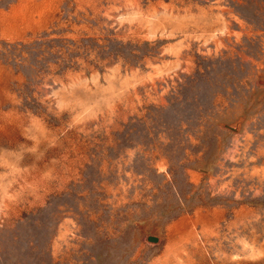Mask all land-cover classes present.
Wrapping results in <instances>:
<instances>
[{
    "label": "rangeland",
    "instance_id": "374dc122",
    "mask_svg": "<svg viewBox=\"0 0 264 264\" xmlns=\"http://www.w3.org/2000/svg\"><path fill=\"white\" fill-rule=\"evenodd\" d=\"M0 264H264V0H0Z\"/></svg>",
    "mask_w": 264,
    "mask_h": 264
},
{
    "label": "water",
    "instance_id": "95a60500",
    "mask_svg": "<svg viewBox=\"0 0 264 264\" xmlns=\"http://www.w3.org/2000/svg\"><path fill=\"white\" fill-rule=\"evenodd\" d=\"M149 239H151V240H158V237L157 236H155V235H150L149 236Z\"/></svg>",
    "mask_w": 264,
    "mask_h": 264
}]
</instances>
